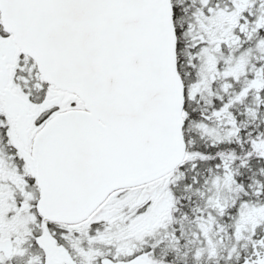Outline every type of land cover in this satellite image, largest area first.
<instances>
[{
	"label": "snow or ice",
	"instance_id": "1",
	"mask_svg": "<svg viewBox=\"0 0 264 264\" xmlns=\"http://www.w3.org/2000/svg\"><path fill=\"white\" fill-rule=\"evenodd\" d=\"M0 264H264V0H0Z\"/></svg>",
	"mask_w": 264,
	"mask_h": 264
}]
</instances>
